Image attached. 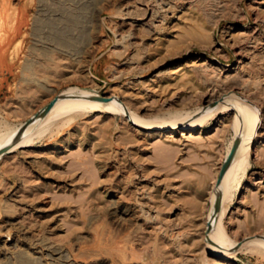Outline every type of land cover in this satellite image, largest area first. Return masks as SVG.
Wrapping results in <instances>:
<instances>
[{
	"label": "rangeland",
	"instance_id": "1",
	"mask_svg": "<svg viewBox=\"0 0 264 264\" xmlns=\"http://www.w3.org/2000/svg\"><path fill=\"white\" fill-rule=\"evenodd\" d=\"M81 94L68 124L0 157V264H264L216 259L203 215L223 184L224 241L264 237V0H0L2 140ZM231 94L259 116L246 153ZM112 95L197 125L144 131L95 98Z\"/></svg>",
	"mask_w": 264,
	"mask_h": 264
},
{
	"label": "bare ground",
	"instance_id": "2",
	"mask_svg": "<svg viewBox=\"0 0 264 264\" xmlns=\"http://www.w3.org/2000/svg\"><path fill=\"white\" fill-rule=\"evenodd\" d=\"M84 95L85 94H81L78 95L77 97L62 96L58 100H51L47 105L36 111L29 118L27 123L22 124L20 127H17V129L15 130H12V132L9 134V136H7L5 140L4 139L2 140V138L0 137V157L3 156L4 154L15 151L18 147H20L24 137L30 134L29 132L34 126H36V128H38L42 132V131L54 130V129L58 130L62 126L68 124L73 118H75V115L79 113L80 111L79 108L84 109L86 103L84 100L88 99V97ZM93 95L96 96L95 94ZM231 95L235 96L236 94H231ZM233 96L232 98L230 97L231 98L230 105L236 107V111L240 113L239 116L241 117V119H244L246 122H248L250 126L249 134L248 136L246 135L247 138L245 137L246 138L245 153H246L247 151H249V144L250 145L253 144L256 140L258 125H259V116L257 112L250 109V105L248 101L245 100L244 97L237 98V95L236 97ZM91 99L94 101L93 97ZM88 103L89 102H87L86 104ZM104 105L111 106V108H113L112 110L116 111V113L118 112L119 114H121L122 117L125 118L126 120L132 121L134 126L140 129H144V131H154V130L167 131V130L176 129L179 126L183 130H194L197 125V122L194 119L192 120V118H186V117L183 120L172 119L173 121L162 120V121H154L149 123L144 122L141 118H137L136 115L134 114L132 115L127 110V108L119 102L117 97H114L113 95L107 97V101L104 102ZM225 187L226 186L223 184L222 185L220 184L217 187L210 186L207 192L206 201L209 202L210 200H212V205L210 207H204L205 211L203 215H204L205 223L206 224L209 223L212 226L208 227L207 224L204 236L209 246L210 253H212V255L216 259L222 260V262L231 259L236 254L235 253L236 249L237 250L247 249V247H249L248 251L255 252L257 250V252L260 255H264V237L260 234H255L251 238L244 237L246 239L240 242L241 243L240 246H236L238 243L237 240L228 241L225 239L226 241H224L223 236L221 235L222 228L220 225V220L228 205V204L226 205L225 203V198L228 196V194H230V191L228 190H226V192L223 191ZM213 227L214 228L218 227L217 229H219L220 227V233L218 234L214 233L213 235L212 234L214 230ZM213 239H216L218 243H213ZM234 246L235 248H233ZM240 250L238 251L240 252Z\"/></svg>",
	"mask_w": 264,
	"mask_h": 264
},
{
	"label": "water",
	"instance_id": "3",
	"mask_svg": "<svg viewBox=\"0 0 264 264\" xmlns=\"http://www.w3.org/2000/svg\"><path fill=\"white\" fill-rule=\"evenodd\" d=\"M96 99L99 101H107V98L105 96H99V97H96Z\"/></svg>",
	"mask_w": 264,
	"mask_h": 264
}]
</instances>
